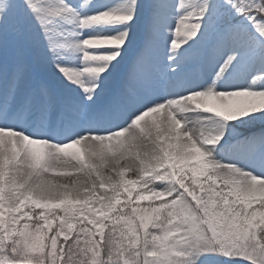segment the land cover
<instances>
[{"label":"snow or ice","instance_id":"obj_1","mask_svg":"<svg viewBox=\"0 0 264 264\" xmlns=\"http://www.w3.org/2000/svg\"><path fill=\"white\" fill-rule=\"evenodd\" d=\"M0 264H264V0H0Z\"/></svg>","mask_w":264,"mask_h":264}]
</instances>
